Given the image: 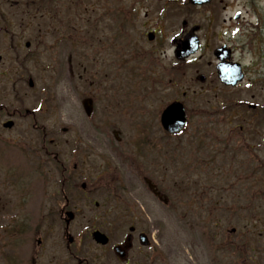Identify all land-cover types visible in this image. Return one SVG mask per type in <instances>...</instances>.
<instances>
[{"label":"rangeland","instance_id":"1","mask_svg":"<svg viewBox=\"0 0 264 264\" xmlns=\"http://www.w3.org/2000/svg\"><path fill=\"white\" fill-rule=\"evenodd\" d=\"M128 3L0 0V27L7 21V33L0 35L7 71L0 75V105L59 107L53 119L63 118L69 128V152L80 148L85 154L78 184L100 182L103 192L109 184L120 186L126 199L145 203L160 230L167 264H214L211 250L225 240V264L239 258L235 248L258 250L264 264V91H247L243 84L225 92L214 85L193 94L197 86L189 74L166 75L164 56L145 53L148 44L130 24ZM61 38L64 46L57 43ZM26 41L39 54L19 65L13 46ZM89 96L94 100L90 119L82 108ZM174 100L184 104L190 120L181 135L168 138L159 117ZM239 103L262 109L249 112ZM47 115L42 119L52 121ZM250 178L258 182H245ZM11 242L17 245L21 238Z\"/></svg>","mask_w":264,"mask_h":264},{"label":"flooded vegetation","instance_id":"2","mask_svg":"<svg viewBox=\"0 0 264 264\" xmlns=\"http://www.w3.org/2000/svg\"><path fill=\"white\" fill-rule=\"evenodd\" d=\"M128 1L130 24L139 27L148 44L145 53L153 58L159 51L164 56L166 75L189 74L197 86L193 94L214 85L234 91L247 84V91H264V0ZM30 48L25 43L24 51L18 44L16 60L31 57ZM192 48L194 53L179 59L178 49H183L182 57ZM3 58L2 52L1 77ZM221 67L228 77L237 72L242 82L231 88L222 85ZM38 108L36 112L20 105L0 107L3 264H167L149 207L126 199L120 186L109 184L103 192L100 182L78 184L77 177L84 176L85 154L80 148L76 154L69 152L63 118L53 119L59 107ZM44 113L52 121L42 119ZM94 232L104 237L97 240ZM19 238L16 250L10 249L8 242ZM226 245L225 240L211 250L214 264H225ZM236 251L239 258L234 264H262L256 251L250 250L254 255L249 258L245 250Z\"/></svg>","mask_w":264,"mask_h":264},{"label":"water","instance_id":"3","mask_svg":"<svg viewBox=\"0 0 264 264\" xmlns=\"http://www.w3.org/2000/svg\"><path fill=\"white\" fill-rule=\"evenodd\" d=\"M32 86V82H30ZM84 108L86 113L90 114L91 103L85 102ZM161 123L164 129L168 133H177L180 131L185 124V113L181 104L173 103L171 104L162 114ZM98 236H101L99 233H96Z\"/></svg>","mask_w":264,"mask_h":264}]
</instances>
